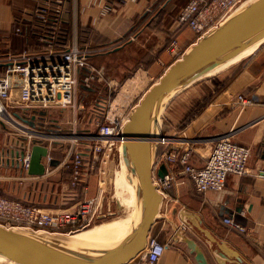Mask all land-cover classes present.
<instances>
[{
    "label": "crops",
    "instance_id": "crops-1",
    "mask_svg": "<svg viewBox=\"0 0 264 264\" xmlns=\"http://www.w3.org/2000/svg\"><path fill=\"white\" fill-rule=\"evenodd\" d=\"M39 1L0 0V45L3 46L0 49H5L3 52H18L28 47V35L13 32L15 18L27 16L26 12ZM188 1L71 0L66 2L65 9L68 7L69 12L63 13V23L64 20L71 21L72 38L76 32L78 41V27L92 28L95 36L86 45L95 46L99 54L94 53L90 61L104 66L119 87L134 66L136 71L139 67L146 70L132 89L130 99L135 106L157 82L155 78L159 80L173 63L165 48L169 37L177 38L184 49L195 43V33L177 21ZM97 37L99 39L94 41ZM148 77L154 80L148 83ZM107 93L105 85L91 88L82 83L79 85L78 97H94L87 110L92 114L91 122L98 119L99 110L95 111V108ZM238 94L254 95L256 102L241 105L237 102ZM59 110L65 111L63 108L34 111L26 116V122L49 130L46 124L64 122L63 116L59 119L53 115ZM164 122L168 128L166 132L162 129L164 134L177 137L180 143L192 144L197 151L203 146L204 149L211 147L221 135L230 134L237 143L249 146L251 153L247 173H230L221 191H197L181 166L176 168L177 177L164 189L162 214L151 232L161 241L168 242L158 264H197L194 254L182 240L183 236L197 241L210 264H264V178L255 175L264 167V43L244 58L182 90L165 109ZM9 135L7 138L0 134V160H4V169L16 171L15 151L20 139L12 133ZM78 147L84 148L83 144ZM53 153L57 160L62 157L59 152ZM201 154L195 161L197 166L204 163L206 155ZM119 155L122 159L120 151ZM86 176H90L88 172ZM32 199L45 198L41 194ZM227 217L234 224L226 223ZM119 220L122 224L127 221Z\"/></svg>",
    "mask_w": 264,
    "mask_h": 264
},
{
    "label": "built area",
    "instance_id": "built-area-1",
    "mask_svg": "<svg viewBox=\"0 0 264 264\" xmlns=\"http://www.w3.org/2000/svg\"><path fill=\"white\" fill-rule=\"evenodd\" d=\"M248 1L250 0H189L177 21L180 26L190 27L195 33L196 42L219 27ZM65 6L66 0H41L37 6L36 13L44 22H50L52 30L49 38L41 37L44 46L39 49L24 48L18 52L0 53V122L16 125L14 126L16 130L11 133L15 137L21 135L23 138L18 141L15 151L18 168L14 178L24 183L22 188L32 186L45 191L42 193L45 199L40 201L32 199L28 194L14 196L0 192V223L8 227L70 235L81 230L80 228L89 226L99 215L101 198L87 197L89 185L86 173L91 170L98 156L106 154L108 146L111 148L115 141L121 143L117 137L138 104L133 106L130 99L131 90L125 87L127 83L132 85L142 73H146V70L139 67L119 87L103 67L96 66L90 61L94 50L89 45H81L76 32L69 42L65 40L62 28ZM15 31L22 33V26H17ZM165 48L172 56L173 62L182 58L187 50L181 47L177 38L171 39ZM152 80L153 77H148V83ZM81 83L87 88L93 87L94 83L105 85L107 88V95L96 106L102 110L104 122L98 120L99 116L96 120L98 128L95 134L91 129L83 135L61 134L59 128L47 130L30 126L26 122V116L34 111L71 108L78 113L79 110H83L84 105L78 97ZM237 102L241 105L253 104L256 98L254 95L238 94ZM104 108H108L106 113L103 111ZM80 112L85 114L86 110ZM17 130H21L22 134ZM57 136L64 137L65 141L72 139L73 144L69 149L63 147V143L60 145L63 147V155L54 164L53 152L57 150L54 141L57 140ZM177 139L175 136L163 134L159 142L164 147L156 157L155 168L164 162L168 173L163 178L156 176L155 183L163 195L164 189L175 181L178 166H181L182 172L191 178L199 192L221 191L225 188L230 173L245 174L248 171L251 148L237 143L230 134H223L214 141L210 151L204 156V163L200 166L195 164L197 159L194 146L190 143H180ZM74 141L76 143L81 141L75 144L76 148ZM35 144L47 148V153L42 157L44 164L42 174L29 173L32 146ZM82 144L84 148L79 149L78 146ZM87 163H92L91 168ZM59 170L65 171L68 175L55 180ZM255 175L264 178V167L257 170ZM61 183L66 184L67 191H63ZM60 195L71 196L74 202L63 208H49L48 204L59 203ZM224 221L234 224L229 217ZM237 226L245 230L244 227ZM167 245L168 242H163L150 234L145 248L127 264H158Z\"/></svg>",
    "mask_w": 264,
    "mask_h": 264
},
{
    "label": "water",
    "instance_id": "water-1",
    "mask_svg": "<svg viewBox=\"0 0 264 264\" xmlns=\"http://www.w3.org/2000/svg\"><path fill=\"white\" fill-rule=\"evenodd\" d=\"M248 2L192 44L182 58L167 68L139 100L118 135L122 161L127 168L126 178L135 189V213L127 230L109 241H91L0 223V257L12 264H127L145 248L161 216L164 201L155 177L163 178L168 173L164 162L155 168L163 135V113L182 90L219 71L217 69L247 49L264 43V0ZM31 153L29 173L42 174V157L47 148L35 144ZM57 162L53 160L54 164ZM3 181L24 185L19 180ZM182 240L197 264H210L196 240L188 236H183Z\"/></svg>",
    "mask_w": 264,
    "mask_h": 264
},
{
    "label": "rangeland",
    "instance_id": "rangeland-1",
    "mask_svg": "<svg viewBox=\"0 0 264 264\" xmlns=\"http://www.w3.org/2000/svg\"><path fill=\"white\" fill-rule=\"evenodd\" d=\"M167 45V44H166ZM2 46V44L0 45V47ZM3 47V46H2ZM92 47V46H91ZM94 53L98 52V50L95 48V46L92 47ZM92 54V55H93ZM99 54V52H98ZM92 55L90 56L92 58ZM97 59H99V55L95 56ZM96 65V63H94ZM99 64H97L96 66H98ZM104 68V66H102ZM137 67L134 66L133 68H131L130 74L134 73L136 71ZM127 75L126 77H124L122 79V82L128 80L131 76ZM141 78V77H140ZM147 79V78H146ZM155 81H158L157 78H155ZM121 82V83H122ZM94 85H99L98 83H94ZM132 93V90H131ZM79 99L81 100V102L84 105V109L83 110H79L78 113H75V111L71 108H67L65 109V111H56L53 112V115H55L56 118L61 119L62 116V121H64L63 123H60L58 125H49L46 124L45 126L52 129L53 127L55 128H59V133L61 134H69V135H74V134H81L83 135L84 133L86 134L87 130L91 129L93 131V133H96V129L97 127V122L96 120L94 122H91V120L93 119L92 115H90V112H88L87 110H89V107L92 105L91 103L93 102L94 97L90 96L87 98H83V96H79ZM86 110L85 114H80L82 112L80 111H84ZM108 110V108H104V113H106V111ZM165 112V111H164ZM128 113V110H127ZM164 114V113H163ZM127 117V116H125ZM83 119V120H82ZM90 121V122H87ZM100 120L102 123L104 122V117L103 115L98 119ZM59 122V120H58ZM16 127V125H14ZM12 126L9 123H2L0 122V134L2 137L7 136V138L10 136L9 134L13 131L16 130V128ZM52 127V128H51ZM47 129V128H45ZM162 129L164 130V132H166L168 129L167 128V124H165L164 122V115H163V123H162ZM18 133L22 134L21 130H17ZM162 131V133H164ZM64 136V135H63ZM17 138L21 139V135L17 136ZM61 139V140H59ZM65 138L61 137V136H57V140L54 141V145L57 148L56 153L58 154V152L62 154L63 151V147L65 146V148L69 149V147L73 144L72 139H67L66 141L64 140ZM80 140V139H79ZM81 141H74V148H76L75 144H78ZM64 144L63 147L61 148L60 145ZM160 145V144H159ZM80 146V145H79ZM82 147H79V149ZM196 149V147H194ZM203 146L202 148H199L198 151H195V157L196 159H198V155H202V153H204L205 155L208 154V152L210 151V148H206ZM119 151L120 154H122L121 152V145L119 144V142H114V144L111 146V148H109L106 151V154H102L101 156H98L99 158L96 159L94 161V165L91 168V164L93 163H87V165L91 168V170L88 171V174L92 177L91 179V186L89 184L90 182V176L87 177V183L89 185V190L87 193V197H95V196H99L101 198V204L99 205V215L98 217L94 220V222H92L89 226L80 228V231H76L73 234L76 235H80L83 232H85L86 230L91 229L92 227H97L99 224L114 220V219H123L126 222H124L121 226V230H123L125 227H127L129 225V223L131 222V219L133 217L134 214V208L133 207H126L125 202H124V198L127 194V190L129 189L127 184H126V180L124 179L125 177V172H126V166L124 164V162L122 161L120 155H119ZM92 157V156H91ZM93 158V157H92ZM92 160V159H91ZM3 159L1 158L0 160V192H2L3 194H7V195H14V196H22L23 194H28V196H32L34 198L36 197H40L42 193H44L45 191H42L41 188H32V186H28V187H23L24 185H17V184H13V183H9V182H5L3 180L7 179V180H18V178H14V175H17L15 173V170H7L4 169L3 166ZM55 162L57 160H54ZM8 175H12L11 178H5V176ZM68 174H66V172H62L61 170H59L55 176V180H60L62 179V177H66ZM68 178V177H67ZM61 186H63V191H67L66 190V184L65 183H61ZM32 192V193H30ZM91 194V195H89ZM51 195V194H50ZM51 197V196H50ZM84 197V196H83ZM43 198H45V196H43ZM36 200V199H35ZM39 200V199H38ZM40 201V200H39ZM126 202H129V200H125ZM74 201L72 200L71 196H64V195H60L59 198V203H53V204H48V207H67L69 205H71V203H73ZM0 264H8L7 261H5V259L0 258Z\"/></svg>",
    "mask_w": 264,
    "mask_h": 264
},
{
    "label": "trees",
    "instance_id": "trees-1",
    "mask_svg": "<svg viewBox=\"0 0 264 264\" xmlns=\"http://www.w3.org/2000/svg\"><path fill=\"white\" fill-rule=\"evenodd\" d=\"M40 2H41V0L37 4V6L40 4ZM66 2L69 3V2H71V0H66ZM37 6L34 7L31 11L26 12L27 16H17L15 18V23H14V28H13V32H14L17 26H22V28H23L22 33L25 32L29 38V40L27 42V46H28L27 48H29V49H39L42 46H44V42L41 40V37L49 38L51 36V32H52L51 27H50V22H44L43 18L36 13L35 10H36ZM65 11L69 12L68 7L64 10V12ZM62 22H63V19H62ZM62 28H63L64 33H65V35H63V37L65 38V40L67 42H69L70 39L72 38L71 21L70 20H67V21L64 20ZM77 33H78L79 43L81 45H86L87 43L92 42V37L95 36V33L93 32L91 27H78ZM96 39L98 40L99 37L95 38L94 41ZM171 39H173V35H171L169 37L168 41H170ZM0 42H1V39H0ZM4 50L5 49H0V53H2ZM97 110H99L98 107L95 108V111H97ZM97 112H100L99 113L100 117L103 115L102 110H99ZM90 115H92V114L90 113ZM41 128H42V126H41ZM163 147H164L163 144L159 145L158 154L162 152Z\"/></svg>",
    "mask_w": 264,
    "mask_h": 264
},
{
    "label": "bare ground",
    "instance_id": "bare-ground-1",
    "mask_svg": "<svg viewBox=\"0 0 264 264\" xmlns=\"http://www.w3.org/2000/svg\"><path fill=\"white\" fill-rule=\"evenodd\" d=\"M252 1L253 0H250L249 2H252ZM256 48H257V45L247 49L246 51H244L243 53H241L240 55L235 57L233 60H231L230 62H228L227 64H225L224 66L220 67L217 70H220L222 68H225V67L237 62L238 60L244 58L246 55L253 52ZM140 80H141V78H138L137 80L134 81V83L132 85L127 83L125 88L127 90L135 89V86L140 82ZM120 145H121V152H122V144L120 143ZM126 174H127V168H126L124 179L126 180V184H127L129 189L127 190V194L124 198V202L126 204L125 205L126 207H128V206L133 207L134 213H135V189H134L133 184L127 180ZM127 199L129 200V202L125 201ZM133 216H134V214H133ZM132 219H133V217H132ZM132 219H131V221H132ZM130 223H129V225H130ZM129 225L127 227H125L123 230H121L122 221L119 219H114V220L99 224L97 227H92L91 229L86 230L85 232H83L80 235H76V234H70V235H72L74 237H79V238L83 237L86 240H91V241H96V240H98V241H103V240L109 241V240H112V239H115V238H118L119 236H121L127 230ZM0 258H2V257H0ZM8 264H12V263L8 262Z\"/></svg>",
    "mask_w": 264,
    "mask_h": 264
}]
</instances>
